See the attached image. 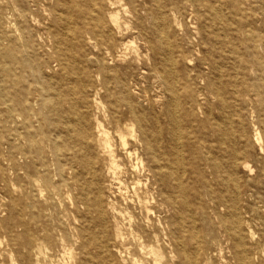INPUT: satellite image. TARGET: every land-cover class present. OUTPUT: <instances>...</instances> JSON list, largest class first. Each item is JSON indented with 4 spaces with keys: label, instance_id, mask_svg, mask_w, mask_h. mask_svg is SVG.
Instances as JSON below:
<instances>
[{
    "label": "bare ground",
    "instance_id": "obj_1",
    "mask_svg": "<svg viewBox=\"0 0 264 264\" xmlns=\"http://www.w3.org/2000/svg\"><path fill=\"white\" fill-rule=\"evenodd\" d=\"M128 1L52 0L47 21L35 20L31 2L22 4L27 31L8 32L11 22L0 12V98L8 123L0 145L11 178L10 191L0 197V245H19L8 248L12 264H264V227L245 231L224 193L242 166L256 173L261 185L253 190L264 208V29L253 27L246 14L259 6L264 22V0L257 6H244L247 0H132L130 7ZM182 13L192 19L183 24L186 35ZM192 60L202 75L194 74ZM140 61L147 68L143 76L155 78L152 85L137 77ZM30 65L36 67L24 83ZM30 88L37 99L29 98ZM24 125L32 129L24 133ZM248 126L250 141L243 139ZM45 138L53 154L50 181ZM97 151L108 162L105 195ZM207 176L221 187V193L211 194L208 186L204 192L217 216V202L225 206V228L194 242L184 210L200 206L204 217L206 203L202 190L188 198L187 183L205 184ZM37 184L51 188L52 225L41 214L44 188L34 195ZM63 187L71 203L67 214ZM63 215L70 244L57 234Z\"/></svg>",
    "mask_w": 264,
    "mask_h": 264
},
{
    "label": "rangeland",
    "instance_id": "obj_2",
    "mask_svg": "<svg viewBox=\"0 0 264 264\" xmlns=\"http://www.w3.org/2000/svg\"><path fill=\"white\" fill-rule=\"evenodd\" d=\"M80 3H83V0H79ZM88 1V0H87ZM98 1V0H96ZM139 1V0H137ZM31 2V3H30ZM40 3L38 4H34L32 2V0H0V12H1V18L5 20V22H11V25H7L5 26L6 30L8 32H12L13 29H15V27H20L23 30L27 31V29H25L28 24L27 22H25L22 18V16H20L19 14V8L20 5H26L30 3V11L32 16L34 15L35 20L36 19H41V21H47L49 14L46 15L45 13H48L50 11V6L52 3V0H39ZM133 1L130 0V2L128 1V7L131 6V3ZM251 2V3H255L257 6V3L260 2V0H247L244 1V6H247V4ZM264 2V1H263ZM250 18L253 19V21L251 20V24L253 27L258 28V29H264V22L261 20V18L263 17V13L259 12V6H257L255 9L249 11ZM245 15V14H244ZM48 16V17H47ZM184 16L188 17L187 13H182V15H179L178 19H182L181 22V34L182 35H186L187 33V28L183 26V24L185 25L186 22H189L190 20L192 21L191 18H187L188 21L184 18ZM181 17V18H180ZM190 19V20H189ZM34 19H31L28 16V22H33L35 21ZM37 21V20H36ZM183 21V22H182ZM262 25V27H261ZM183 28V29H182ZM186 32V33H185ZM36 35V34H35ZM37 36V35H36ZM81 39H83V37H80ZM187 47H184V51L186 53H189L188 49L186 50ZM83 50L82 48L80 50H78V55L79 57L81 56ZM24 55L25 58L28 60L27 62H33L32 60L29 61L28 59V54H26V51H24ZM75 55V61L77 59V56ZM72 58H69V61ZM75 63V62H74ZM72 62V64H74ZM83 64V62H82ZM35 65V64H34ZM34 65H30V68L28 69V73H24V83L30 82L31 81V76H28V74H31L35 67ZM194 65V66H193ZM192 66H193V72L195 75L197 74H201L203 73V69L202 66L199 64L198 60H192ZM201 66V67H198ZM72 67L71 64L68 65V69H70ZM140 67V68H139ZM58 69H60L58 67ZM145 69L147 70V68L145 66H143L142 61L138 62L136 64V70H137V77L139 79L142 80V84L143 85H152L154 82V77L153 76H149V77H144L143 75L145 74V72H142V70ZM195 69V70H194ZM197 69V70H196ZM199 70V71H198ZM2 70H1V66H0V74H2ZM197 72V73H196ZM148 73V72H146ZM199 81L201 80L200 77L198 78ZM69 81V80H68ZM204 82V80L202 79L200 81V84L202 85ZM70 86L73 85V82L70 81L68 82V84L66 83V86ZM73 95V96H72ZM28 96L31 100H35L37 99L38 96V92L34 89V88H30L29 92H28ZM70 98L73 99L74 101L79 100L80 101V94L78 92L76 93H72V91L70 90ZM64 98H62V108H69L70 103L66 102L65 100H63ZM25 102H22V104H24ZM25 105H29L28 103H26ZM37 108V104L34 105ZM4 110H5V104L3 103V99L0 98V138L1 141H3V139L5 138V127L8 123H6L4 121ZM71 115H76V113L70 112ZM101 118H105V116H102V114H100ZM237 119V118H236ZM39 126V122H35V128L38 129ZM247 126V125H246ZM15 127V126H13ZM235 130L236 132H238V127L237 124L235 122L234 124ZM30 127L27 126H23L21 127V131L26 133L29 131ZM32 129V128H30ZM48 136L49 138H51L54 133L48 132ZM254 134L253 131L251 130V128L248 126L247 128V133L246 135L243 136L244 140H252ZM42 137V136H40ZM0 141V143H1ZM41 146L42 148V154L44 157V161L46 163V177L47 179L50 181V179L53 177V170H54V165H53V154H52V146H51V141L50 139H43V141L41 142ZM98 153L96 154L98 157V161H97V167L99 169L100 172V184H101V189H102V195H105V193H108L109 189V183H110V177L108 175V171H107V159L103 158V155L100 151H97ZM5 158V148L3 147V145H0V197L2 196H7V191H10L11 188V178L10 175L7 172V168H6V160ZM252 164H255V160L252 161ZM256 165V164H255ZM102 171V172H101ZM207 181H205V184H195V183H187V192H190V195H188V198L191 199L192 196H194V190L198 189V190H202L200 196L203 199V202L206 203V214L207 216L203 217V209L199 208L200 206H195L194 204L190 205L187 207V209L184 210V224H185V228L186 230V234L187 236H190L191 233L195 234V240L194 242H197V240H203L205 239V237L209 238L210 237V231L213 232H220V235L223 234V229L225 228L223 223L221 222V214H223L226 209L225 206L222 205L220 202L218 203V207H217V211L219 212L220 216H217L211 209H210V203H211V199H210V194H208V192H204V187L208 186V188L211 190V194L214 192L216 194L217 193H221V187H218V182L216 179L212 178L211 176H207ZM80 180H84L82 178H80ZM19 180H17L18 183ZM25 181H21V185L23 187ZM20 184V182H19ZM192 185V186H191ZM229 185L231 187V190H224V193L230 197H232V202H235V206L233 207V211L232 214L233 215H237V217L240 219L242 226L245 228V231L247 230V226L251 225V227H253L254 230H256L258 233L262 231V227H264V219L262 218V216L260 215V213L264 212V208L261 206V203H259V201L257 200L255 194H254V187H259L261 185L259 180H256V173L255 174H249L246 170L243 169L242 166L236 167L235 169V176L234 179L229 180ZM202 187V188H201ZM40 188H44L43 190V196L40 197V200L42 201V210H41V214L48 220L47 222L51 223V209L53 206V198H52V191L51 188H46L45 185L42 184H37L34 186V195L36 197L39 198V192H40ZM73 189L75 192H78L79 190V186L78 184H74L73 185ZM189 190V191H188ZM262 190V188H261ZM261 190L260 194H261ZM62 197H63V201H62V210L63 212H65V214L69 213V209L71 208V203L67 197V187H63L62 190ZM192 192V194H191ZM259 193V192H258ZM12 194L14 196H21V193L19 190H15L14 192H12ZM203 208V207H202ZM37 211V209H36ZM190 213H192L191 216ZM63 220L64 223H60L57 222V224H59V229L57 230V234H61L64 236L65 239V243L70 244V234H69V229H68V224L66 223V217L67 215H63ZM54 219V218H53ZM193 220L195 221L194 224H196L198 231H195L194 228H192L193 226ZM57 221V220H56ZM55 221V222H56ZM55 222L54 223V227H55ZM204 222H209V227L204 229L202 227V223ZM226 222L229 223V220L226 219ZM52 225V223L50 224ZM55 231V230H54ZM56 233V232H55ZM59 236V235H58ZM222 238L224 239L225 237L222 236ZM13 242V241H11ZM4 245H0V264H12L11 259L9 257L8 254V248L10 246L14 247V248H18L19 245L15 244V243H11L10 245H8V240H4ZM196 245V244H195Z\"/></svg>",
    "mask_w": 264,
    "mask_h": 264
}]
</instances>
